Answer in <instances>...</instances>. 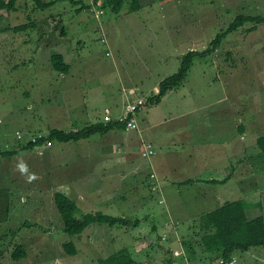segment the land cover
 I'll return each mask as SVG.
<instances>
[{
    "label": "rangeland",
    "instance_id": "1",
    "mask_svg": "<svg viewBox=\"0 0 264 264\" xmlns=\"http://www.w3.org/2000/svg\"><path fill=\"white\" fill-rule=\"evenodd\" d=\"M42 1L53 5L39 10L33 0H17L0 17V150L16 152L0 156V264H106L124 251L135 264H173L180 248L189 264H221L201 246L199 225L227 187L204 182L235 166L240 185L228 187L242 196L236 192L232 202H244L250 219L264 216L257 146L264 137V23L224 37L194 61L179 88L156 105L148 101L184 55L210 50L239 15L264 16V0H141L137 12L127 0L119 13L93 0ZM31 23L36 28L24 33L9 30ZM52 54L64 56L70 75L53 70ZM138 98L145 104L134 114L136 130L53 141L42 155L29 147L34 134L79 131L105 116L106 123L125 120ZM144 141L156 150L148 159ZM153 171L163 188H155ZM56 192L75 201L78 218L102 212L127 225L94 223L70 236ZM69 242L77 255L65 251ZM19 247L25 257L15 261ZM227 264H264V248L238 252Z\"/></svg>",
    "mask_w": 264,
    "mask_h": 264
},
{
    "label": "trees",
    "instance_id": "2",
    "mask_svg": "<svg viewBox=\"0 0 264 264\" xmlns=\"http://www.w3.org/2000/svg\"><path fill=\"white\" fill-rule=\"evenodd\" d=\"M39 7V10H47L53 3H45L42 0H33ZM127 0H95L97 5L102 8H111L113 12L119 13ZM17 0H0V17L1 12L7 14L16 10ZM141 9V0H130L129 11L137 12ZM264 23V16H244L239 15L228 29L219 34L211 43L212 48L206 52L190 51L183 56L178 71L164 79L159 84L158 95L149 99V103L158 104L173 89L179 88L187 79L194 61L208 53L216 51L221 45L222 40L227 35L238 31L247 24H253V28ZM36 28L35 23L23 24L20 26L10 27L9 30L15 33H23ZM53 70L68 74L70 66L64 61L60 54L51 56ZM127 121L114 120L113 122H99L86 126L79 131H62L52 130L48 135L50 142L57 141L60 143L78 142L89 139L95 135H106L114 130H125ZM42 144V141L38 143ZM259 150L264 153V137L257 141ZM29 147L35 148V145ZM16 152H6L0 150V156H13ZM54 201L63 220V230L70 236H80L84 230L91 224L99 223L109 226H126L127 220L109 216L102 212L88 213L83 218L77 217L78 207L74 200L62 192H56ZM200 244L204 251L210 256H216V259L224 261V264L230 262L233 255L238 252H248L252 248H264V216L250 219L247 216V207L242 201L228 202L221 207L204 214L199 225ZM65 251L70 256L78 254V250L72 242L64 245ZM15 261L25 257L22 247L12 255ZM106 264H135L132 257L127 251L114 254L104 261ZM165 264H170L169 260Z\"/></svg>",
    "mask_w": 264,
    "mask_h": 264
},
{
    "label": "built area",
    "instance_id": "3",
    "mask_svg": "<svg viewBox=\"0 0 264 264\" xmlns=\"http://www.w3.org/2000/svg\"><path fill=\"white\" fill-rule=\"evenodd\" d=\"M94 1V0H93ZM105 41V40H103ZM145 104V100L144 99H139L138 101H136L135 103H131L130 105H128V108L126 109V115L124 116L126 119L125 120H121V121H127L126 125L129 129H133L136 130L138 129V125L134 119V114L136 113V111H138L143 105ZM106 121H110L109 117L105 118V122ZM20 138V136H19ZM31 141L33 142L32 144L35 145V148L38 151V154L42 155L43 153V148L45 147V145H50V141L48 140V138H45L44 135L42 134H38L36 136H33L31 138ZM42 141V144H38L39 142ZM142 155L144 158H151L152 156L155 155V150L153 148V146L151 144L148 143H144L143 144V152ZM173 257H174V261L173 264H181V260L185 263V264H189V259L186 256L185 251L183 250V248L180 249H176L173 252ZM221 264H224V261H221Z\"/></svg>",
    "mask_w": 264,
    "mask_h": 264
},
{
    "label": "crops",
    "instance_id": "4",
    "mask_svg": "<svg viewBox=\"0 0 264 264\" xmlns=\"http://www.w3.org/2000/svg\"><path fill=\"white\" fill-rule=\"evenodd\" d=\"M95 1V0H94ZM44 2V1H43ZM45 3H48V2H45ZM83 9H84V11L85 10H88L89 8L87 7V6H85V7H83ZM91 9V8H90ZM88 10V11H92L93 12V10L95 11V8H93V9H91V10ZM24 33V32H23ZM64 33V32H63ZM53 55V54H52ZM51 57V56H50ZM64 57V56H63ZM50 62H51V58H50ZM66 64H67V62H65ZM70 66V65H69ZM53 68V67H52ZM55 71V70H54ZM73 71V68H72V66H70V71H69V73L68 74H64V75H70V73ZM78 72H81V69H79L78 70ZM160 84V83H159ZM169 94V93H168ZM139 99H143V98H138L137 99V101L139 100ZM135 103V102H134ZM130 105V104H129ZM243 112H244V109H243V107L241 106V109H240V111H239V114L240 113H242L243 114ZM125 116V115H124ZM105 117H107V116H105ZM105 119V118H104ZM113 119V118H112ZM237 130H238V132L241 134V139H245L244 138V134H245V130H244V127L243 126H239L238 128H237ZM40 133H42V132H40ZM38 134V133H37ZM34 136H35V134H34ZM144 143H148V144H151L152 146H153V148H154V145L152 144V143H149V142H146V141H144ZM108 147H106V151H105V153L106 152H109L108 151V149H107ZM155 150V149H154ZM113 151V150H112ZM155 153H156V150H155ZM104 153H102V155H103ZM239 155H241L240 153H239ZM153 157V156H152ZM241 157V156H240ZM238 160H239V158H238ZM241 159L239 160V165H240V163H241ZM236 172H237V168L234 166V169H232V173L231 174H229L228 176H225V177H223L221 180L220 179H212V180H206L205 182H204V185H208V186H212V185H216L219 181H220V183L219 184H222V185H224V186H226L227 188H225L224 189V191L221 193H219V194H217V196H216V198L217 199H220V201H217V202H215L214 201V203H217L216 205H220V206H222V205H224L225 203H228V202H232V200H233V195L237 192L238 193V196L239 197H241L242 196V194H241V188L238 190V191H234L235 190V188L233 187V186H229L228 187V184L229 183H235L236 184V186L237 185H240V183H236V180H233L234 179V176H232L234 173L236 174ZM151 175H152V178H154V179H156L157 177H159V175L158 174H156V172L154 173V171H153V173L151 172L150 173ZM150 175V176H151ZM156 183H155V188H163L162 187V185L160 184V182H158V180L156 179ZM188 181V183H192L193 182V180L192 179H188L187 180ZM194 182H196V181H194ZM202 182V183H203ZM239 186H237V188H238ZM231 188H233V190L231 189ZM225 199V200H223V201H221V199ZM231 199V200H230ZM161 201H163V200H161ZM239 201H241V200H239ZM233 202H235V201H233ZM210 203V202H209ZM212 203V202H211ZM220 206H218L217 208H219ZM216 208V209H217Z\"/></svg>",
    "mask_w": 264,
    "mask_h": 264
},
{
    "label": "clouds",
    "instance_id": "5",
    "mask_svg": "<svg viewBox=\"0 0 264 264\" xmlns=\"http://www.w3.org/2000/svg\"><path fill=\"white\" fill-rule=\"evenodd\" d=\"M48 138V137H47ZM21 171H26V169L24 168V166H21Z\"/></svg>",
    "mask_w": 264,
    "mask_h": 264
}]
</instances>
